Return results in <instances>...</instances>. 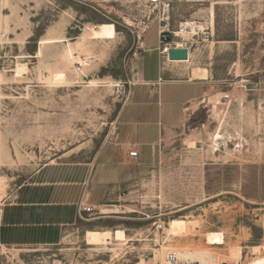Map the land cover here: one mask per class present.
I'll list each match as a JSON object with an SVG mask.
<instances>
[{
    "label": "rangeland",
    "instance_id": "374dc122",
    "mask_svg": "<svg viewBox=\"0 0 264 264\" xmlns=\"http://www.w3.org/2000/svg\"><path fill=\"white\" fill-rule=\"evenodd\" d=\"M185 44L186 60L167 58ZM162 56L164 79L203 92L152 145L138 130L151 94L141 76ZM18 63L26 69L15 76ZM143 147L154 159L122 181L121 155ZM100 169L119 185L94 189L112 206L84 213L57 244H0V264H167L166 251H196L193 264L264 256V0H0V210L28 182L85 189ZM175 218L197 228L168 236ZM88 229H122L130 240L89 245ZM209 231L224 243L206 244Z\"/></svg>",
    "mask_w": 264,
    "mask_h": 264
},
{
    "label": "crops",
    "instance_id": "0c3cea01",
    "mask_svg": "<svg viewBox=\"0 0 264 264\" xmlns=\"http://www.w3.org/2000/svg\"><path fill=\"white\" fill-rule=\"evenodd\" d=\"M190 53L189 50V56ZM164 58L169 63L166 56H162L158 60V64L151 67L149 73L142 71L141 76L142 81L146 85H150L149 93L151 92V94L143 99L146 100V104L141 102L143 105L139 110L145 111L149 117L145 119L147 124L138 130L153 136V140L150 141L152 145L156 142L161 125L170 126L179 123L184 111L190 108L193 100L203 92L196 83H191V81L164 79L168 67ZM151 99L152 101H150ZM139 119L142 120V117ZM139 149L137 148L139 154L137 159L129 158L126 152L121 155L119 160L122 165L118 168L124 171L120 174L122 181L124 177L129 175L132 177V173L128 172H132L133 166L139 160L154 159V153H152L154 148L150 151L149 147H143L142 151L147 149L143 153ZM145 152L148 154L150 152L151 158L150 154L145 155ZM84 184L85 182L77 184L78 186L76 184L69 186L36 179L21 186L13 199L4 204L0 210V244L3 246L57 244L63 231L74 226L82 218L78 211V206L81 203L91 205L93 208L95 206H112L105 202L108 198L105 199L102 195L96 194L94 190L109 184L115 187L119 186L116 180L107 174L106 170L100 169L97 177L94 176L91 181L88 178L85 189H83ZM120 206L127 205L120 204Z\"/></svg>",
    "mask_w": 264,
    "mask_h": 264
},
{
    "label": "bare ground",
    "instance_id": "6f19581e",
    "mask_svg": "<svg viewBox=\"0 0 264 264\" xmlns=\"http://www.w3.org/2000/svg\"><path fill=\"white\" fill-rule=\"evenodd\" d=\"M183 26L186 27V28L189 27L192 30H195L196 28H200L201 27L200 24H198L196 21L186 22V23L183 24ZM81 65H82V62H81ZM25 69H26V67H25L24 64H19V63L16 64L15 68H14L15 76H19V75L24 74ZM219 99H221V98H219V96L216 95L214 97V99L212 100L213 115L218 113L217 108H216V104L218 103L217 101ZM219 139H221V135L219 134V132L215 133L214 139H213L214 142H216ZM226 142H227V140L224 141V144H227ZM217 145H218V142H217ZM188 228H190V229L194 228L195 229V228H197V225H196V223H194V221H191V220L182 219V218H175V219H171L169 221L168 226L165 227L164 230H165V232H166V234L168 236H170V235H172V236H181V235L187 234V232L189 231V230H187ZM203 236L205 238L206 244H209V245H222L224 243L223 235L219 231H209V232H206L205 235L203 234ZM85 240H86V243L89 244V245H101V244H107L111 240L112 241H117V242H123V241L126 242V241L130 240V238H128L126 236L124 230H122V229H115L113 231H111V230H96V229L93 230V229H88L85 232ZM252 249H253L254 253H257V252L260 251V247L259 246H254ZM162 250L164 251L165 248L164 249L162 248ZM163 251H162V253H163ZM169 252H173V251H166V253L164 254V257H163L164 261H165V255L168 254ZM174 253L177 255L176 252H174ZM230 254L232 256L234 255V257L235 256L240 257L241 252L238 249L234 248V249H232L230 251ZM180 259L181 260H187V261L191 260L190 262L193 263V260H195V259L199 260V259H201V257H199V253H197L196 251H187V252H183L182 253V257ZM248 264H264V256L254 257L253 259H251L248 262Z\"/></svg>",
    "mask_w": 264,
    "mask_h": 264
},
{
    "label": "built area",
    "instance_id": "2783aa9c",
    "mask_svg": "<svg viewBox=\"0 0 264 264\" xmlns=\"http://www.w3.org/2000/svg\"><path fill=\"white\" fill-rule=\"evenodd\" d=\"M159 0H150L152 3H157ZM167 6L163 3V11L166 12ZM163 36V35H162ZM164 37V36H163ZM181 47H185L187 49V53L189 55V46L188 45H182ZM167 56V53H166ZM128 157L131 159H137L139 157L138 151L136 150H129L128 151ZM78 211L81 213L80 217H83L82 214L87 213V214H92L94 213V208L91 205L87 204H80L78 206ZM165 261H167V264H193L187 260H181L174 252H169L168 254L165 255Z\"/></svg>",
    "mask_w": 264,
    "mask_h": 264
},
{
    "label": "water",
    "instance_id": "95a60500",
    "mask_svg": "<svg viewBox=\"0 0 264 264\" xmlns=\"http://www.w3.org/2000/svg\"><path fill=\"white\" fill-rule=\"evenodd\" d=\"M167 58L169 60H186L188 58L187 49L185 47L170 46Z\"/></svg>",
    "mask_w": 264,
    "mask_h": 264
}]
</instances>
